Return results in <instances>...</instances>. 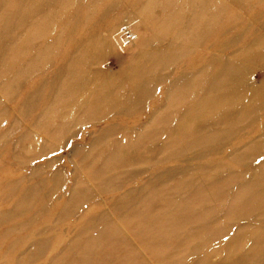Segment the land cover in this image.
<instances>
[{"label": "rangeland", "instance_id": "1", "mask_svg": "<svg viewBox=\"0 0 264 264\" xmlns=\"http://www.w3.org/2000/svg\"><path fill=\"white\" fill-rule=\"evenodd\" d=\"M132 2L133 0H79L82 7L75 11L77 13L73 19L76 24L75 29L70 25L68 27L62 25L65 33L57 39L58 44L56 42L53 44L54 53L48 65L36 67L35 71L24 74L25 69L21 70V64L15 63V68L12 67L13 70L7 71L6 75L0 72V85L1 83L5 85L3 90L0 87V264H172L171 261H165V254L173 251L176 256L174 261H177V264L183 263L186 256L194 254L193 252L199 254L200 264H240L231 259L224 260V253L226 255L227 250L223 251L222 245L228 238L227 234H244L251 239L264 235V231L256 232L253 220L248 221V225L252 226L250 232L238 231L248 217L253 218L248 216L251 214L249 209H246L245 213L237 212L233 220H231L233 214L224 212L229 206L238 205L234 204L238 188H235L236 191L227 201L222 202L220 199L215 204L212 201H201L197 196L192 198L191 202L194 206L208 207L189 222L192 228L196 229V225L204 224L210 216L217 214L226 213L231 222L230 229L225 230L223 226L225 221L220 217L214 221L213 227L207 229L206 226L204 233L196 234L194 244L177 242L171 234L172 227L165 230L161 228L157 233L159 236L154 237L157 225L142 226L140 223V216L147 218L163 214L161 212L163 203L157 204L159 200H154L150 196V191L157 186V182L153 185V180L158 182L162 180L166 183L179 182L181 177H184L182 174L188 176L190 173L195 174L201 169L200 166L205 164L207 168L202 169L198 176H220L227 181L230 180L229 187L216 181L211 182L207 188L200 189L206 190L215 197L224 188L234 191V187L245 183L247 172L251 169L259 170L262 167L264 173V115L259 104L264 101V97L255 96L247 102L248 112L237 122L238 127L230 131L227 136L205 140L196 147L179 149L181 154L176 157L169 150L173 143L170 139L176 137V140L179 137L178 144H185L187 134L179 136L180 134L170 131L164 133L163 128L177 125V120L173 121V118L166 116L160 120L154 117L147 119L151 109L163 96L162 91L166 83H159L153 90L151 98L143 103L145 104L143 115L133 113L131 116H126L121 113H110L106 118H98L92 115L90 110L92 108L88 106L86 111L82 109V113L70 116L69 119L66 118L69 116L68 112L64 113V103L69 98L71 100L73 95L63 93L59 99H55L54 92L51 97L54 99H47L51 94L49 80L55 69L61 67L59 65L64 64L68 59V53L74 44L72 39L74 35L93 30L99 39L104 40L108 36L111 48L118 55H124L126 52L138 53L139 48L148 46L149 41L153 51L163 45V42H158L154 36L155 27L158 26L155 24L157 20L155 17H149L155 22L154 25L140 28L136 26L135 21L146 5V0H138L134 4ZM227 3L232 4L228 0ZM88 11L91 13L90 16H87ZM238 11L240 16H244L243 20L239 18L233 20V17L224 14L217 24L227 27L233 23L242 30L255 27L258 32L264 29L262 24L264 19L260 17L255 7L250 9L243 7ZM118 13L120 14L117 15ZM250 22L252 24H249ZM124 27L132 34L129 42L121 39L120 32ZM60 29L61 26L57 25L56 32H52L51 35L56 38L55 34ZM224 32L221 38L224 36L225 40L218 50L228 54L236 46L240 48V42L227 39L229 36ZM208 37L214 40L219 36ZM240 38L243 39L244 36ZM51 40L48 37V41ZM260 48H264V44ZM18 51L15 53L21 56L19 60L15 58V54L7 53L4 63L14 59L23 63L25 59L27 62L29 54L21 55ZM117 62L115 55L109 53L96 64H92V67H103L111 74H116ZM181 69L182 67L173 64L165 74L172 79ZM246 76L248 83L252 84L255 90L261 91L264 58L256 59ZM13 77L15 78L11 81ZM10 81L11 83L8 84ZM8 86L14 87L11 92H5ZM38 89L40 90L37 91ZM34 93L37 99L31 105H27L26 112L21 114L22 102L27 101ZM249 107L254 109L253 113H249ZM143 120L148 124L142 123V126H138L137 123ZM190 123V125H202L201 132L204 131L207 123L214 125L210 119L204 124L199 119ZM251 123L254 124V128H258L257 124H259L263 129L256 131V128L252 129ZM128 125L138 127L130 133L114 131ZM216 125L225 127L223 123ZM107 127H112V130L107 132ZM191 135H200V130ZM29 139L34 146L36 144L45 146L37 152L28 149L26 144ZM151 141H162V143L168 141V144L167 146L158 144L155 146L156 150L153 148V151H148ZM253 141L257 143L255 149L253 146L249 148ZM112 143L118 145L114 146V152L119 151L126 155L117 158L114 164L112 161L109 162L110 156L104 157V154L96 153L98 150L111 153ZM210 148L214 153H210ZM124 157L129 162L122 164L121 161L120 164V159ZM236 157L240 160L233 162ZM216 159L225 165L218 166ZM99 160L101 162L98 163ZM113 166L116 169H111ZM100 176L103 178H98ZM190 179L183 182H188ZM73 188L80 190L76 196L77 203L73 202V208L65 214L63 207ZM166 188L167 194H170L171 190ZM194 191L195 188L192 190L187 186L181 187L177 192L169 195L168 200H179L185 193L192 196ZM27 193L30 195L26 196ZM135 203H140L139 206L146 209L132 212V205ZM251 215L257 218L264 217L255 213ZM180 232L183 231L180 229ZM203 238L214 240L204 243ZM36 244L40 247H36ZM196 245L199 246L194 247ZM242 250L247 251V245H244ZM186 264L191 262L187 261Z\"/></svg>", "mask_w": 264, "mask_h": 264}, {"label": "bare ground", "instance_id": "2", "mask_svg": "<svg viewBox=\"0 0 264 264\" xmlns=\"http://www.w3.org/2000/svg\"><path fill=\"white\" fill-rule=\"evenodd\" d=\"M228 1L232 4L227 3V0H146V5L142 8L141 14L135 23L138 28L154 25L155 22V24H158L155 27L154 36L158 42H163V45L155 51L151 50L149 41L148 46L140 47L138 53L126 52L124 55H118L111 48V41L108 36L104 40L99 39L95 36L93 30L88 33L74 35L72 38L74 44L72 50L68 53V59L64 64L59 65L61 67L55 69L49 80V83L51 82V94L47 99L50 100L54 92L55 99H59L63 93L73 95L71 100L69 98L64 103V113L68 112L69 116L66 118L69 119L70 116L82 113V109L86 111L88 106L92 108L90 109L92 115L98 118H106L110 113H121L126 116H131L133 113L143 115L144 112L142 111L145 106L143 103L151 98L153 90L157 88L159 83H166V87L162 91L163 96L151 109L147 119L154 117L156 120H160L163 116L170 119L173 118V121L176 119L177 125L173 124L172 127H164L163 132L170 131L180 134L179 136L184 133L187 134L185 136L187 139L185 144H178L179 137L175 140L176 137L171 136L173 138L170 139V142L173 143L169 150L174 157L180 156L179 149L184 150L185 147H196L205 140L224 138L230 131L238 127L237 122L242 120L248 112L249 104L247 105V102L255 96L264 97V77L260 83L262 90L257 91L252 84L248 83L246 76L247 71L253 66L255 60L264 58V48H260L264 44V29L258 32L255 27L242 30L234 26L233 23L227 27H221L217 24L224 14L233 17V20L238 18L243 20L244 16H240L238 11V9L241 10L243 7L248 9L255 7L260 17L264 19V0ZM136 2L138 0H133L132 3ZM81 7L79 0H0V69L3 67L0 72L6 75L7 71L13 70L12 67L15 68V63L21 64V70L25 69L24 74L35 71L36 67L41 68V66L45 67L48 65L50 57L54 53L53 44L65 33L62 25L64 27L70 25L75 29L76 24L73 20L77 14L75 11ZM235 7L238 8L235 9ZM226 10H228L227 13H225ZM90 15L91 13L88 11L87 16ZM151 16L157 20L155 22L152 21V18H149ZM249 24L252 23L250 22ZM57 25H60L61 29L55 34L57 35L55 38L51 33L56 32ZM223 32L229 36L227 39L233 42L239 41L240 48L236 46L228 54L219 51L218 47L223 46V40H225L224 36L221 38ZM32 35L34 36L32 37ZM210 35L219 37L212 40L208 37ZM241 36H244V38L241 39ZM48 37L52 40L48 41ZM207 37L208 41L206 40ZM59 46H61V43ZM16 51L21 55L29 54L27 62H25V59L24 63L17 62L14 59L4 63L7 53L15 54V58L19 60L21 56L16 55ZM109 53L114 54L115 58H117L118 73L116 74H111L109 70H105L103 67H92V64H96L103 59L104 55H109ZM173 64H176V67H182V69L171 79L165 72L169 71L170 66ZM18 73L20 74L21 72ZM4 86L1 83L0 87L2 90ZM13 88V86H8L5 92H11ZM8 95L10 96V94ZM35 99H37L36 93L31 95L27 101L22 102L21 114L26 112V106L34 103ZM259 104L264 115V101ZM253 112L254 109L250 108L249 113ZM198 119L202 120L203 124L207 119H210L214 125L211 126L207 123L204 131L201 132L202 125H190L191 121ZM142 123L148 124L147 121L143 120L140 123L138 122L137 125L142 126ZM219 123H223L225 127H218L216 124ZM135 125H128L127 127H122V129H114V131L120 130L130 133V131L138 127H135ZM251 126L252 129L256 128H254L253 123H251ZM257 126L256 131L263 129L260 128L259 124ZM106 129L109 132L112 127H107ZM199 130L200 135H191ZM115 143H112L113 151L111 153L106 150H104L106 153H103L102 150H98L96 153L104 154V157L106 155L110 156L109 162L116 163L117 158L119 159L120 156L123 157L125 154L119 151L114 152V146H118ZM158 144L167 146L168 141H163V143L162 141H151L148 151L156 150L155 146H158ZM26 145L28 149L35 152L45 146L40 144L34 146L30 139ZM252 146L255 149L257 143L253 141L249 148H252ZM209 151L214 153L211 148ZM164 152L166 153V151ZM216 160L218 166L225 165L219 159ZM239 160L240 158L236 157L233 162H238ZM99 162L101 161L99 160ZM120 162L123 164L129 161L124 157L120 159ZM204 165L202 164L200 166L201 169L195 174L190 173L189 176L188 174H182L184 177H181L179 182L166 183L162 180H159V182L158 180H153V185L157 182V186L150 191V196L154 200H159L157 204L163 203L161 211L163 214L160 213L158 217L148 216L147 218L140 216V223L142 226L157 225L158 228L154 233V237L156 235L159 236L157 233L161 231V228L165 230L172 227L171 231L173 233L171 234L174 235V239L177 242L181 244L191 242L194 244L196 234L204 233L206 226L207 229L213 227L214 221H217L220 217L225 221L224 229L229 230L231 222L227 218L226 213L233 214L231 220L237 216V212L241 213L242 211L245 213L246 209H249L251 214L264 215V173L262 167L259 170H249L246 182L234 187V191L224 188L218 193L219 195L214 197L206 190L200 189L203 187L207 188L211 182L216 181L229 187L230 180L228 179L227 181L220 176H198L202 169L207 168ZM111 169L116 168L113 166ZM74 176L76 177V175ZM92 177L95 178L93 175ZM129 177L127 176V178ZM98 178L102 179L103 177L100 176ZM188 179H190L188 182H183ZM199 181L200 183H198ZM185 186L192 190L195 188L192 196L183 192L182 194L184 195L181 199L168 200L169 195ZM166 187L171 190L170 194H167L168 189ZM235 188H238L235 197L236 203H234L238 204L237 206L231 205L229 208L224 209L226 213L223 212L224 214L221 215L216 213L217 215L210 216L204 224L196 225V229L189 226V222L199 212L208 208L207 206H194L191 202L192 198L197 196L201 201H212L215 204L220 199L222 202L227 201L230 195L236 191ZM79 192L78 188L71 189L63 207V213L68 214L73 208V202L77 203L76 196ZM29 195L30 193H27L26 196ZM134 205H132V212H140L141 209H146L141 208L139 206L140 203H135ZM251 214L248 216L253 218L248 217L245 224L241 225L238 231L242 233L250 232L252 226L248 225V221L253 220L255 221L254 229L257 230L256 232H263L264 217L257 218V216ZM240 217L244 216L240 215ZM184 228L188 229L185 230ZM180 229L183 232H180ZM213 230L215 231L216 229ZM227 236V240L222 245V250H227L226 255L224 253L225 259L223 258L225 261L231 259L235 263L238 262L240 264H264L263 234L258 235L254 239L244 234H227ZM212 240L205 239L204 243ZM244 245H247V251L242 250ZM197 246L199 245L194 247ZM36 247H40V245L36 244ZM193 253L186 256L181 264H186L187 261H190L191 264H200L198 262L199 254ZM174 258H176L174 251L165 254L166 262L171 261L172 264H177Z\"/></svg>", "mask_w": 264, "mask_h": 264}, {"label": "built area", "instance_id": "3", "mask_svg": "<svg viewBox=\"0 0 264 264\" xmlns=\"http://www.w3.org/2000/svg\"><path fill=\"white\" fill-rule=\"evenodd\" d=\"M130 30H128L126 27H124L122 29V32L121 33V39L125 42H129V40L131 39L132 37V34L129 32ZM134 37V36H133Z\"/></svg>", "mask_w": 264, "mask_h": 264}]
</instances>
